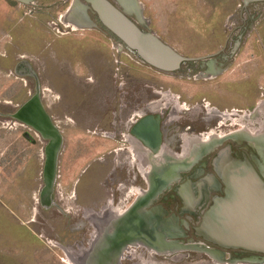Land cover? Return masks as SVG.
I'll list each match as a JSON object with an SVG mask.
<instances>
[{"label": "rangeland", "instance_id": "374dc122", "mask_svg": "<svg viewBox=\"0 0 264 264\" xmlns=\"http://www.w3.org/2000/svg\"><path fill=\"white\" fill-rule=\"evenodd\" d=\"M213 2L215 4L210 0H136L140 20L131 18L184 57L210 52L218 43L215 37L242 35L243 54L237 58V63L244 76L250 78L253 74L240 86L250 102L259 78L264 77V7L256 11L253 6L257 4L250 5L243 10L244 16H240L241 9H237L240 0ZM231 3L235 4V11L228 17L223 10ZM72 4L74 0H34L32 4L0 0V264H19L14 257L17 243L23 252H30L28 256V251L22 254L24 264L33 260L50 264L57 259V250L51 244L57 238L69 237L62 231L63 209L74 207L73 198L70 200L72 194L60 197V193L65 187L70 188L72 181L83 179L78 189L82 195L79 201L85 205L88 191L93 186L99 188L96 181L105 179L115 159H120L119 155L116 158L108 155L113 146L111 141L90 134L107 128L113 113L118 118L115 107L123 103L124 91L146 85L148 93L151 88L162 86L181 93L186 102L210 94L212 85L174 80L170 77L172 74L151 68L100 26L76 28L66 17ZM88 10L91 20L93 15ZM67 25L75 30L71 31ZM19 65L20 69L16 70ZM238 73L241 76V71ZM260 86H264V82H260ZM35 97L38 100L34 101L30 114L38 112L41 105L61 136L56 163V170H60L57 174L61 176L56 181L58 208L51 204L49 207L53 208L46 207L44 211L53 222L46 231L36 232L34 227L26 225L37 235H43L40 241L23 231L19 223L26 224L33 218L32 207L40 209L36 202L44 186L43 166L49 141L37 131L36 121L27 116L22 117L24 121L14 117ZM246 106L244 103L243 107ZM247 111L251 112L244 108L241 125L254 132ZM88 165H91L88 175L80 178L81 171ZM76 205H80L79 202ZM190 242L208 246L199 237L180 239L181 244ZM166 251L183 253L185 257L180 263L264 264V261L242 260L239 251L225 250V255L220 257L199 249ZM35 252L37 255L33 256Z\"/></svg>", "mask_w": 264, "mask_h": 264}, {"label": "flooded vegetation", "instance_id": "af4514ba", "mask_svg": "<svg viewBox=\"0 0 264 264\" xmlns=\"http://www.w3.org/2000/svg\"><path fill=\"white\" fill-rule=\"evenodd\" d=\"M88 9L93 15L92 23L116 40ZM215 40L218 43L211 52L186 57L192 60L181 63L179 69L170 73L174 80L212 85L210 94L186 102L181 93L162 86L151 88L148 93L146 85L134 86L121 95L123 103L115 107L118 118L113 113L107 128L90 134L111 141L113 146L108 155L114 158L119 155L120 159H115L105 179L96 181L99 188L93 186L88 191L85 205L79 201L82 195L78 189L83 179L72 181L70 188L65 187L60 193V197L71 193L74 207L63 209L65 214L61 218L62 231L69 237L48 243L57 250V259L50 264H192L180 263L185 257L183 253L159 248L158 236L178 243L183 237H196L194 228L204 211L213 198L224 194L220 161L246 159L264 182V86L257 84L251 102L246 103L256 130L250 134L241 127L244 97L240 88L243 80L238 73L242 69L238 68L241 65L237 58L242 57L243 38L226 36ZM146 116H152L153 120L141 124ZM90 167L81 171L80 178L88 175ZM57 172L50 197V205L56 208L55 194H59L56 181L61 177ZM40 194L41 190L36 202L40 209L32 207L33 218L26 224L19 223L23 231L39 241L43 235L35 231H46L53 222L44 213L48 208L40 204ZM14 249L16 261L24 264L22 254L28 250L23 252L18 243ZM216 250L222 254L225 251ZM239 252L241 259L254 257L258 259L255 261H264L263 255ZM26 263L41 264L37 260Z\"/></svg>", "mask_w": 264, "mask_h": 264}, {"label": "water", "instance_id": "95a60500", "mask_svg": "<svg viewBox=\"0 0 264 264\" xmlns=\"http://www.w3.org/2000/svg\"><path fill=\"white\" fill-rule=\"evenodd\" d=\"M15 1L22 4L34 3V0ZM83 2L85 4L80 0H74V4L69 8L66 17L71 24L79 29L94 27L86 12L90 8L103 28L151 68L164 73H173L179 69L181 63L192 60L179 54L150 31L139 29L138 21L131 18L133 16L140 20L136 0H83ZM258 3H264V0H242V9ZM238 37L242 38V35ZM37 100L35 97L25 103L14 117L22 119L27 116L36 121L39 126L36 128L37 131L43 139L49 141L45 148L44 186L40 194V204L49 207L57 172L56 163L61 136L51 125L41 105L38 112L30 114L32 105ZM152 120V116H146L141 120V124L147 125ZM219 165L224 194L213 198L206 208L194 228L195 236L222 250L243 251L264 256V182L246 159L224 158ZM158 237L161 239L158 247L162 250L199 249L210 254H222L203 244L201 246L191 242L181 244L165 241L163 236ZM242 260L258 259L248 257Z\"/></svg>", "mask_w": 264, "mask_h": 264}, {"label": "crops", "instance_id": "0c3cea01", "mask_svg": "<svg viewBox=\"0 0 264 264\" xmlns=\"http://www.w3.org/2000/svg\"><path fill=\"white\" fill-rule=\"evenodd\" d=\"M210 1H212V3H214L215 4V2H213V0H210ZM218 5H220L221 6V3H218ZM234 6H235V4L234 3H231V5H230V7L227 9V8H225L224 10H223V12H226V15L229 17V16H231L232 15V13L235 11V8H234ZM255 9H256V11L259 9H261V8H263L264 7V3H258L257 5H255V6H253ZM222 10V9H221ZM242 10V9H241ZM242 11H239V15L241 16V13ZM217 37H215V39H216ZM210 52L212 51V50H209ZM243 54V53H242ZM256 60V59H255ZM257 70L258 69H256V72H257ZM253 75V74H252ZM252 75H250V78L252 77ZM241 78H242V80L243 81H248L250 78L249 77H246V76H244L243 75V72H241ZM263 78L264 77H262V75H261V77L259 78V83H257L258 85H260V82L262 83V82H264V80H263ZM244 98H243V103H248V100H247V97H245V96H243ZM251 102V101H250ZM244 108H246V107H244ZM244 108H243V110H244Z\"/></svg>", "mask_w": 264, "mask_h": 264}, {"label": "bare ground", "instance_id": "6f19581e", "mask_svg": "<svg viewBox=\"0 0 264 264\" xmlns=\"http://www.w3.org/2000/svg\"><path fill=\"white\" fill-rule=\"evenodd\" d=\"M67 26H71V25H67ZM75 27V26H74ZM241 127H242V130L243 131H247V132H249L250 134H255L254 132H252V131H250L251 129H248L247 127H245V126H243V125H241ZM201 246V245H200ZM213 256H214V254H212Z\"/></svg>", "mask_w": 264, "mask_h": 264}, {"label": "built area", "instance_id": "2783aa9c", "mask_svg": "<svg viewBox=\"0 0 264 264\" xmlns=\"http://www.w3.org/2000/svg\"><path fill=\"white\" fill-rule=\"evenodd\" d=\"M242 9V0H240V2L237 4V9Z\"/></svg>", "mask_w": 264, "mask_h": 264}]
</instances>
